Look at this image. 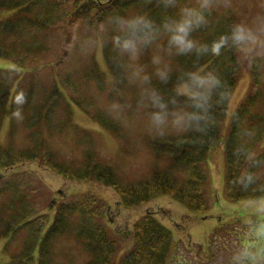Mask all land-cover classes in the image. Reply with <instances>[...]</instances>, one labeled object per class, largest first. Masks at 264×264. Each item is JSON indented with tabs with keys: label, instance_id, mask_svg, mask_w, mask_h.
<instances>
[{
	"label": "trees",
	"instance_id": "obj_1",
	"mask_svg": "<svg viewBox=\"0 0 264 264\" xmlns=\"http://www.w3.org/2000/svg\"><path fill=\"white\" fill-rule=\"evenodd\" d=\"M73 24L87 29L88 39L100 40L115 82L109 97L117 96L120 110L143 122L181 116V132L144 140L153 153L146 176L125 178L117 167L104 164L95 147V133L73 119L75 104L122 137L120 124L98 108L94 96L81 85L93 76L103 79L98 63L88 59L67 72L61 63L54 71V83H47L45 77L30 78L26 86V80L14 74L38 55L46 60L38 64L40 69L54 56L59 63L68 57ZM250 37L241 27V15L232 10L184 14L173 0H0V59L15 66L0 67V129L8 118L13 138L24 132L28 141L18 146L0 143V240L9 257L6 264H76L73 249L83 257L82 264L235 263L238 249L232 243L237 238L225 229L212 234L209 255L203 258L188 246L179 249L172 230L151 211L122 234L109 227L107 204L94 194L68 193L48 200L44 183L33 179L32 173L24 172L32 188L8 180L15 167L36 162L66 179H94L111 186L125 207L165 194L189 212L204 214L211 208L208 153L223 144L225 198H263L264 33L256 42ZM250 42L254 43L250 46ZM134 47L138 53L131 63L143 76H137L139 87L128 99L117 87L134 84L126 76ZM245 74L247 89L230 111V98ZM103 83L97 82L98 89L105 88ZM67 131L77 136L70 140ZM54 137L63 138L65 145L74 142L79 151L71 155L81 158L66 157L58 146L54 148ZM50 208L52 217L46 211ZM57 240L73 244L63 261L55 255Z\"/></svg>",
	"mask_w": 264,
	"mask_h": 264
},
{
	"label": "rangeland",
	"instance_id": "obj_2",
	"mask_svg": "<svg viewBox=\"0 0 264 264\" xmlns=\"http://www.w3.org/2000/svg\"><path fill=\"white\" fill-rule=\"evenodd\" d=\"M180 3V9L184 14H195L196 12L208 13L213 8H221V11L225 14L232 10L233 13L241 15V27L243 31L249 34L250 39L255 38V41L260 40L259 35L263 36L264 33V0H173ZM263 6V9H262ZM202 21L203 17H199ZM218 19H214L216 22ZM81 25L73 24L69 25L72 30L71 33V53L68 57H62L61 62L49 61L48 66L39 68L40 62L46 61L41 55L33 58V60L22 63V68L19 71L14 72L18 78L26 80V86H29L28 80L30 78L45 77L47 83H54V71L57 72V66L62 63L64 71L74 69L78 64L88 62V59L94 60L98 63V68L102 74L103 79L96 78L95 76L87 79V82H82L81 85L87 88V90L94 96L95 105L107 111L118 123L119 128L122 131V137H118L112 133V131L104 128L99 122L92 119L81 108L72 105L73 119L77 125L85 130L95 133V147L101 156L104 164L115 166L121 171L125 178H139L146 176L149 173L152 162L153 153L150 148L144 144V140L148 137H153L158 134L171 135V133L181 132L184 128L183 121L180 120L181 116L175 115L168 116L162 121H138L137 119L126 115L128 112L126 109H119L120 103L115 98L109 97V90L114 89L115 82L111 75V71L108 68L106 60L103 58L102 46L99 39L92 37V40L88 39L87 29L80 27ZM211 28H215L211 26ZM250 40V41H251ZM253 42V43H254ZM249 45L251 46V44ZM250 47H248L249 51ZM148 51V50H147ZM137 49L134 47L133 53L128 55L131 71L127 72V79L130 84L129 87L125 86L117 87L121 89V95L123 98L130 99V96L135 92L139 86L137 76L141 75V72L135 70L131 59L133 57L134 63L136 59ZM22 62V61H21ZM0 67L5 69H13L15 66L8 60L0 59ZM87 71L86 65L83 66ZM52 76L53 78H51ZM61 76H58L60 81ZM103 80L104 89H98L97 82ZM248 86L247 74L240 77L237 86L230 98L229 110L231 111L238 101L244 95V92ZM180 118V119H178ZM73 132V131H72ZM71 131L67 133L69 139L72 140L74 134ZM8 134L10 136L8 137ZM75 133V137H76ZM74 137V138H75ZM26 135L24 132L16 133L15 137L11 135L9 120L5 118L2 121L0 129V143L6 144V142L15 145L27 144ZM148 140V139H147ZM63 138L54 137L51 140V144L54 148L59 147L60 151H64L63 154L66 157L81 158L80 154L71 155L74 152H78L79 148H75L74 142L69 145L63 144ZM72 146L74 148H70ZM223 150L221 146L212 149L207 158V169L209 171L211 179V207H213L205 216L194 213H187L188 209L181 206L178 201L170 197L169 195H160L149 199L138 205L125 207L119 202V196L116 191L108 185H105L94 179H66L61 175L56 174L54 171L49 170L36 162L22 163L18 167H15L12 175L8 181H19L22 185H27L28 188H32L33 185L28 180L24 172L33 174V179H36L39 183H44V193L48 195V200L59 199L62 195L68 193L87 192L96 195L104 200L107 204V216L109 221V227L118 232L124 234L126 230L131 227L132 223L147 211H151L156 214L164 225L172 230L174 242L176 245L185 250V246H188L189 251L192 254L199 253L206 258L209 255L208 245L211 243V236L214 232L218 234L222 233V229H225L226 233L232 236H236L237 240L233 241L234 248L238 249V255L235 263L233 264H264V197L259 200H245V201H228L224 196V174L226 165L224 161ZM78 158V159H79ZM156 163V159H154ZM8 174V173H7ZM15 176H18V180H15ZM0 185H3L0 182ZM40 196V193L36 194ZM46 201V197H45ZM41 202L40 204H43ZM55 203L53 201L52 208ZM48 208V207H47ZM47 209L50 217H52L53 209ZM219 226V228H218ZM217 239L216 243L221 242ZM4 240H0V264H6L9 260L7 254L4 253L2 248ZM215 243V244H216ZM130 241H127V245ZM72 241L69 240H57L54 246L55 255L58 256V261H63V256L67 252L68 247L72 246ZM195 245H201V248L195 247ZM11 249V247H10ZM73 263L82 264L83 257L80 253H77L73 249ZM183 255H187L186 251H183ZM209 264H216L211 261Z\"/></svg>",
	"mask_w": 264,
	"mask_h": 264
}]
</instances>
